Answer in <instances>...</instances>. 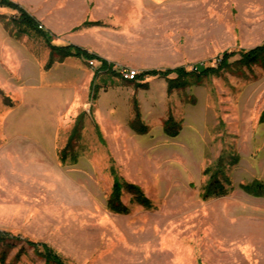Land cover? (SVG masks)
Masks as SVG:
<instances>
[{
	"label": "rangeland",
	"instance_id": "obj_1",
	"mask_svg": "<svg viewBox=\"0 0 264 264\" xmlns=\"http://www.w3.org/2000/svg\"><path fill=\"white\" fill-rule=\"evenodd\" d=\"M18 1L53 44L114 71L94 78L100 61L56 54L49 66L47 41L29 35L41 65L0 90V264H53L30 240L66 264H264V196L243 188L264 183V58L238 53L264 42V0ZM225 52L230 66L171 91L123 76L199 74ZM116 176L152 207L123 187L128 210L114 212Z\"/></svg>",
	"mask_w": 264,
	"mask_h": 264
},
{
	"label": "trees",
	"instance_id": "obj_2",
	"mask_svg": "<svg viewBox=\"0 0 264 264\" xmlns=\"http://www.w3.org/2000/svg\"><path fill=\"white\" fill-rule=\"evenodd\" d=\"M0 4L3 6H7L11 9L17 10L20 14L16 18V23L20 27L21 32H28V33H36L37 35H40L44 37V39L47 41V44L51 51V57L48 65L50 66L54 62V56L55 54L60 56L61 58L74 56L83 60H98L101 62L99 68L95 72L94 78L97 77L98 73L100 71H114L112 69L113 64L108 62L105 58L99 56L96 53L90 52L87 49L75 45V44H66V45H56L52 43V37L48 32H45L43 28H39V22L30 15L23 7H21L19 4L13 2L12 0H0ZM240 56V62L250 65L252 63H256L259 60H263L264 58V42L253 47L250 49H240L238 51ZM236 54V52L233 53H227L225 52L223 54V57L219 60L218 67H205L202 64L199 66H196V70H198L199 74H195L194 71H187L184 66H177L174 68H165V69H149L142 71L140 73L136 74L135 81H141L146 77L150 76H160L164 77L168 81V89L169 91L173 90L174 88L183 87L188 83L189 77H196V79L200 80L203 76H208L213 73H218L220 70L227 68L230 66V58L232 55ZM117 73V72H114ZM94 81L92 82V87H94ZM259 122L264 123V109L261 112ZM172 127V126H170ZM146 130V127L142 128V132ZM177 132L175 131H168L169 135H176ZM214 186H217L218 184L214 182ZM123 187H126L129 191H133L134 193H137L136 201L148 208L152 207L151 201L149 198L145 197L141 192L140 188L137 185L127 183V182H121L119 177H115V181L113 184V192L112 197L110 198V208L117 213H124L127 212L128 208L122 203L120 200V196L122 193ZM243 188L249 192L253 193L257 196H264V183L263 182H253V184L250 185H243ZM217 190H214V192ZM139 193V194H138ZM222 193V192H217ZM215 193V194H217ZM4 235L0 233V239H5ZM28 244L32 247H34L37 252L42 255L47 262L53 263V264H66L65 260L57 254L53 249H51L47 244L45 243H38L35 241H29Z\"/></svg>",
	"mask_w": 264,
	"mask_h": 264
},
{
	"label": "crops",
	"instance_id": "obj_3",
	"mask_svg": "<svg viewBox=\"0 0 264 264\" xmlns=\"http://www.w3.org/2000/svg\"><path fill=\"white\" fill-rule=\"evenodd\" d=\"M12 1L20 5L18 0ZM10 10L12 9L0 4V90L5 91L11 89L10 82L15 83L17 76H20L22 81L25 80L32 71L33 66L39 67L41 65L42 59L38 58L33 52L29 41V35L32 33L21 32L20 30L17 32L14 29L12 31V23L9 22L8 18L11 15ZM32 16L41 24L39 18ZM44 31L52 37L50 30L44 29ZM22 92L23 90H21ZM5 110L2 107L0 95V115Z\"/></svg>",
	"mask_w": 264,
	"mask_h": 264
},
{
	"label": "built area",
	"instance_id": "obj_4",
	"mask_svg": "<svg viewBox=\"0 0 264 264\" xmlns=\"http://www.w3.org/2000/svg\"><path fill=\"white\" fill-rule=\"evenodd\" d=\"M39 28H43L42 24H39ZM92 63V61H91ZM137 72L134 70H128V69H124L123 70V76L127 79V80H132L136 77Z\"/></svg>",
	"mask_w": 264,
	"mask_h": 264
}]
</instances>
